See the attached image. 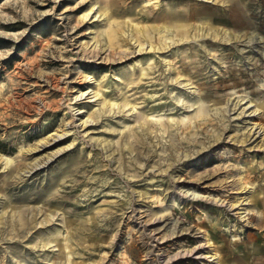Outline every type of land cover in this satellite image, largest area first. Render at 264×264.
Wrapping results in <instances>:
<instances>
[{
    "label": "rangeland",
    "instance_id": "374dc122",
    "mask_svg": "<svg viewBox=\"0 0 264 264\" xmlns=\"http://www.w3.org/2000/svg\"><path fill=\"white\" fill-rule=\"evenodd\" d=\"M262 36L264 0H0V264H264Z\"/></svg>",
    "mask_w": 264,
    "mask_h": 264
},
{
    "label": "bare ground",
    "instance_id": "6f19581e",
    "mask_svg": "<svg viewBox=\"0 0 264 264\" xmlns=\"http://www.w3.org/2000/svg\"><path fill=\"white\" fill-rule=\"evenodd\" d=\"M225 1V0H224ZM240 1V0H239ZM225 3V2H224ZM220 7V6H219ZM239 8L237 9V13H236V15H233V16H230L229 18H226L224 21H226L227 23H230V24H234V25H236L237 27L239 26V25H242V23L244 22V21H246V20H248V19H246L244 16H243V8L245 9V7H246V3H244L243 1H241L240 2V4H239V6H238ZM96 8V6L95 5H93L92 6V8L90 9V11H88L87 13H86V15L88 16L90 13H91V11H93V9H95ZM221 9V8H220ZM224 10H229V9H227L226 8V6L224 5ZM195 14V12H193V14H191V16H193ZM175 17V16H174ZM173 19V18H172ZM172 23V22H171ZM175 23V22H174ZM173 23V24H174ZM204 23V22H203ZM248 23H249V25L251 26H253L255 23L253 22V21H248ZM208 24V23H207ZM255 26V25H254ZM210 28H214V29H216L217 27H215V26H212V25H210L209 26ZM247 27V25L246 26H244L243 28H246ZM128 28V29H127ZM126 28V33L127 34H133V32H134V28H130V27H127ZM152 28V27H151ZM191 28H193L195 31H196V34L198 33V32H200V33H202L203 34V32H204V25L202 24V22H199V24H194V23H189V22H187V23H179L178 22V24H176V25H172V24H162L161 26H158L157 27V30L159 31V30H161L162 31V29H163V31H165V33H167V32H171V34H172V32H174V31H177V32H179L180 33V35H181V37H179V40H184L185 38H187V37H189L190 36V33H191V31H190V29ZM253 28V27H252ZM217 29H219V28H217ZM221 29H222V27H221ZM250 30V29H249ZM225 31L227 32V33H229V35H230V30L229 29H225ZM248 31V30H247ZM234 32V31H233ZM249 32V31H248ZM253 32H254V30H253ZM210 33V32H209ZM232 33V32H231ZM235 33V32H234ZM245 33V32H244ZM195 34V35H196ZM233 34V33H232ZM248 34V33H247ZM250 34V33H249ZM142 37H144L145 39H147L148 41L150 40V39H152L154 36H152L151 35V30L150 29H143L142 31H141V34H140ZM155 35V34H154ZM165 35V34H164ZM177 35V34H176ZM198 35V34H197ZM200 35V34H199ZM198 35V36H199ZM212 35V34H211ZM238 35V34H237ZM246 35V34H245ZM258 35V33H253L252 34V36L253 37H256ZM201 36V35H200ZM228 36V35H227ZM140 37V36H139ZM195 37V36H194ZM230 37H231V35H230ZM113 38L114 39H116V36H115V34H114V36H112V40H113ZM262 38H264V36H262ZM135 39H137L138 40V37H137V35H136V37H135ZM171 39H173V38H171ZM230 39V38H229ZM152 41V40H151ZM150 41V42H151ZM117 42V41H116ZM152 43V42H151ZM97 45H98V43H97ZM151 45H153V43L151 44ZM154 48H157V47H161V46H153ZM158 48V49H159ZM84 94V93H83ZM83 94H81V95H83ZM27 109V108H26ZM84 110H81L80 112H83ZM28 150H30V149H28ZM6 159H7V163H11L12 162V158L11 157H9V156H6Z\"/></svg>",
    "mask_w": 264,
    "mask_h": 264
}]
</instances>
